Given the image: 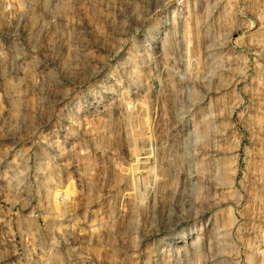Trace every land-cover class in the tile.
<instances>
[{"label":"rangeland","instance_id":"obj_1","mask_svg":"<svg viewBox=\"0 0 264 264\" xmlns=\"http://www.w3.org/2000/svg\"><path fill=\"white\" fill-rule=\"evenodd\" d=\"M263 113L264 0H0V264H264Z\"/></svg>","mask_w":264,"mask_h":264},{"label":"bare ground","instance_id":"obj_2","mask_svg":"<svg viewBox=\"0 0 264 264\" xmlns=\"http://www.w3.org/2000/svg\"><path fill=\"white\" fill-rule=\"evenodd\" d=\"M261 122H264V113L261 115V118H260ZM169 159V158H168ZM171 161V160H170ZM230 222H231V219H230ZM250 261V259H249Z\"/></svg>","mask_w":264,"mask_h":264}]
</instances>
